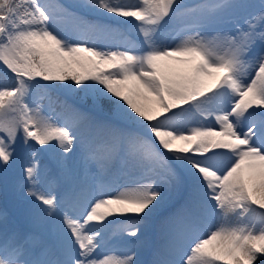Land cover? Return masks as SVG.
<instances>
[{
  "label": "snow or ice",
  "instance_id": "snow-or-ice-1",
  "mask_svg": "<svg viewBox=\"0 0 264 264\" xmlns=\"http://www.w3.org/2000/svg\"><path fill=\"white\" fill-rule=\"evenodd\" d=\"M74 7L0 0V173L19 166L27 205L0 214V264H143L157 226L151 264H264V0ZM52 93L75 96L62 123ZM114 224L133 247L100 255Z\"/></svg>",
  "mask_w": 264,
  "mask_h": 264
},
{
  "label": "rangeland",
  "instance_id": "rangeland-1",
  "mask_svg": "<svg viewBox=\"0 0 264 264\" xmlns=\"http://www.w3.org/2000/svg\"><path fill=\"white\" fill-rule=\"evenodd\" d=\"M78 0H59L60 3L64 4L65 6H67L69 9L70 8H75L76 12H79L80 14H84L85 10L83 9H78L76 7H74L75 5L81 4L84 2V0H80L82 2L77 3ZM191 2L195 3V2H199V0H190ZM50 2H56V0H50ZM249 2L258 5L260 3V0H249ZM72 11V10H71ZM92 16L94 18L95 15L93 14H89V18L91 19ZM133 37L129 38V39H133L135 37H137V33L134 32L132 34ZM164 42L171 44L173 42L172 40V35L170 33H165L163 36ZM134 40V39H133ZM1 69H4V67L2 65H0ZM47 83V82H45ZM68 83V82H65ZM64 97H71L73 98V100L75 99L74 94H70L68 96H65L62 93H58ZM80 95H83V93H81ZM34 99L37 100V102L41 103L45 112V115H50L53 117L54 120H56L57 122L62 123V119L60 118V113L61 112H55V108H53L52 104L49 105V101L47 99L44 100H39V97H35ZM90 104V101H89ZM190 120L192 121L191 124L189 125L190 127L192 126H198L199 124H212L213 121L211 118H203V117H191ZM38 148L40 146H37ZM47 147V146H45ZM45 156L43 153H41L39 159L42 163V161L45 159ZM23 162V161H22ZM42 165V164H41ZM21 175L19 166H17L16 169L10 171L8 173V175H4L2 173H0V214L7 212L8 214V218L9 221H12L15 217L16 214L10 209V206L12 205V200L11 197L14 196V198L16 199H20V195L17 189V185L18 184H22V177L19 178V176ZM77 179L79 180H85L87 179L89 183H92V177L91 176H83L81 175L80 177H78ZM123 179L127 180L128 177H124ZM100 180H103L105 183H110L111 185V190L114 191L115 188L118 186L119 183H121V179L118 177H115L113 175H108V176H100V175H96V182L98 183ZM10 184H14L15 186L12 187ZM57 192H62L63 191V186L62 185H57L55 186ZM15 203L18 205V211L19 213L23 210V208L27 207V205L24 204H20L19 202L15 201ZM179 204V200L176 201V204L174 206H178ZM173 210L172 207L166 206L165 209L162 210V214L166 215L167 212ZM15 214V217H14ZM110 219H121L123 220V217L117 218V217H111ZM107 223V222H105ZM124 227L123 224H114L109 230H107L104 234V246L98 250V253L100 255H104L110 252H117V253H126L130 247H133V245H131L130 241L131 238L129 237H125L122 236L121 233V229ZM156 228V232L158 234V244L159 245L161 243V237H160V233H159V227H155ZM155 228H153L152 230H150L148 232V235L146 238H144V240L141 241V243L137 246H135L137 248V259L141 261V259L143 258L144 254L146 253L149 244L152 240V238H154V230ZM146 241V242H144Z\"/></svg>",
  "mask_w": 264,
  "mask_h": 264
},
{
  "label": "trees",
  "instance_id": "trees-1",
  "mask_svg": "<svg viewBox=\"0 0 264 264\" xmlns=\"http://www.w3.org/2000/svg\"><path fill=\"white\" fill-rule=\"evenodd\" d=\"M15 84L14 79L12 78V76H10L9 74H6L5 72L1 71L0 72V86H4V87H8L11 88L13 87ZM57 96H52L54 103L53 107L56 109L57 112H61V105L63 104V100L60 98H56ZM43 165L46 164L45 161L42 162Z\"/></svg>",
  "mask_w": 264,
  "mask_h": 264
},
{
  "label": "bare ground",
  "instance_id": "bare-ground-1",
  "mask_svg": "<svg viewBox=\"0 0 264 264\" xmlns=\"http://www.w3.org/2000/svg\"><path fill=\"white\" fill-rule=\"evenodd\" d=\"M125 180V179H124ZM116 189V188H115ZM115 191V190H114Z\"/></svg>",
  "mask_w": 264,
  "mask_h": 264
}]
</instances>
